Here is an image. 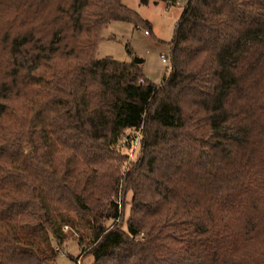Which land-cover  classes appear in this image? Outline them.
<instances>
[{
  "label": "trees",
  "instance_id": "obj_1",
  "mask_svg": "<svg viewBox=\"0 0 264 264\" xmlns=\"http://www.w3.org/2000/svg\"><path fill=\"white\" fill-rule=\"evenodd\" d=\"M114 20L142 21L122 0H0V264H48L64 225L89 264H264V0H188L158 85L96 57Z\"/></svg>",
  "mask_w": 264,
  "mask_h": 264
},
{
  "label": "rangeland",
  "instance_id": "obj_2",
  "mask_svg": "<svg viewBox=\"0 0 264 264\" xmlns=\"http://www.w3.org/2000/svg\"><path fill=\"white\" fill-rule=\"evenodd\" d=\"M187 1L178 0L175 4H167L163 1L149 0L147 4H142L139 0H122L126 6L137 12L142 21L137 25L126 20L111 21L102 31V38L96 47V57H110L124 63L134 59L140 60L143 77L153 84H160L171 72L170 61L162 62V57H170V41ZM143 21H148L149 25H144ZM145 30H148V33H145ZM136 138L138 139L136 145H134L136 141L123 144V152L128 156L124 165L120 167L117 193L114 195L121 214L118 223L124 222L123 219L129 216L131 192L128 190L123 194V181L130 164L140 157L138 133ZM109 163L113 165L115 160L111 159ZM62 231L66 235L64 244L52 242V247L58 251L48 264H89L92 257L87 255L85 243L81 248L78 244L80 233L71 230L68 225L62 226ZM81 232L85 237L88 234L85 230Z\"/></svg>",
  "mask_w": 264,
  "mask_h": 264
},
{
  "label": "built area",
  "instance_id": "obj_3",
  "mask_svg": "<svg viewBox=\"0 0 264 264\" xmlns=\"http://www.w3.org/2000/svg\"><path fill=\"white\" fill-rule=\"evenodd\" d=\"M145 33H148V31L147 30H145ZM167 61H169V58H166V57H162V62H167ZM141 81V80H140ZM133 141H136L135 142V144L134 145H136L137 144V141H138V139L136 138V139H134ZM131 143V142H130ZM126 143L124 142V145H125Z\"/></svg>",
  "mask_w": 264,
  "mask_h": 264
},
{
  "label": "water",
  "instance_id": "obj_4",
  "mask_svg": "<svg viewBox=\"0 0 264 264\" xmlns=\"http://www.w3.org/2000/svg\"><path fill=\"white\" fill-rule=\"evenodd\" d=\"M135 62H140V60L134 59Z\"/></svg>",
  "mask_w": 264,
  "mask_h": 264
}]
</instances>
